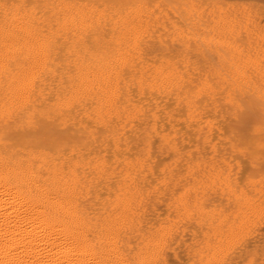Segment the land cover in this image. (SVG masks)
I'll use <instances>...</instances> for the list:
<instances>
[{
    "label": "bare ground",
    "instance_id": "bare-ground-1",
    "mask_svg": "<svg viewBox=\"0 0 264 264\" xmlns=\"http://www.w3.org/2000/svg\"><path fill=\"white\" fill-rule=\"evenodd\" d=\"M0 264H264V0H0Z\"/></svg>",
    "mask_w": 264,
    "mask_h": 264
}]
</instances>
